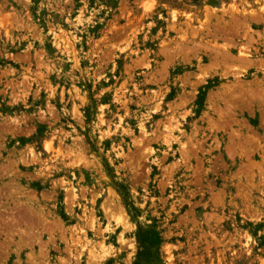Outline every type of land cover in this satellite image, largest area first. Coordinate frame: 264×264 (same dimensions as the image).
Wrapping results in <instances>:
<instances>
[{
  "label": "rangeland",
  "instance_id": "rangeland-1",
  "mask_svg": "<svg viewBox=\"0 0 264 264\" xmlns=\"http://www.w3.org/2000/svg\"><path fill=\"white\" fill-rule=\"evenodd\" d=\"M0 264H264V0H0Z\"/></svg>",
  "mask_w": 264,
  "mask_h": 264
}]
</instances>
